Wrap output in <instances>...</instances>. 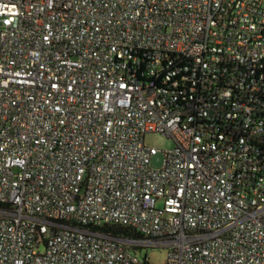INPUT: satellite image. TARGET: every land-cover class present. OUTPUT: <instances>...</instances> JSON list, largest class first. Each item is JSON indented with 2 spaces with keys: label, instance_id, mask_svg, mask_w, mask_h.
Instances as JSON below:
<instances>
[{
  "label": "built area",
  "instance_id": "obj_1",
  "mask_svg": "<svg viewBox=\"0 0 264 264\" xmlns=\"http://www.w3.org/2000/svg\"><path fill=\"white\" fill-rule=\"evenodd\" d=\"M143 249L264 264V0H0V264Z\"/></svg>",
  "mask_w": 264,
  "mask_h": 264
},
{
  "label": "rangeland",
  "instance_id": "obj_2",
  "mask_svg": "<svg viewBox=\"0 0 264 264\" xmlns=\"http://www.w3.org/2000/svg\"><path fill=\"white\" fill-rule=\"evenodd\" d=\"M145 144L148 147L158 149L157 155L152 159V163L155 167H161L165 160V152L174 148L175 143L172 139L162 136L160 134H147L145 137ZM148 256L151 264H167L168 252L166 249L149 250L143 249L139 252V256L144 258Z\"/></svg>",
  "mask_w": 264,
  "mask_h": 264
},
{
  "label": "trees",
  "instance_id": "obj_3",
  "mask_svg": "<svg viewBox=\"0 0 264 264\" xmlns=\"http://www.w3.org/2000/svg\"><path fill=\"white\" fill-rule=\"evenodd\" d=\"M106 235L113 236L116 238L125 239H141V236L129 228H125L118 225L104 224L102 226H97L94 228ZM145 258V257H144Z\"/></svg>",
  "mask_w": 264,
  "mask_h": 264
}]
</instances>
